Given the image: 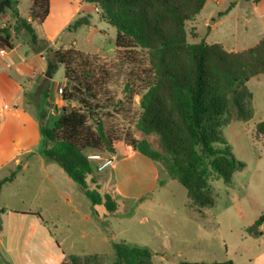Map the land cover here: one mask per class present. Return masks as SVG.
Listing matches in <instances>:
<instances>
[{
    "label": "rangeland",
    "instance_id": "1",
    "mask_svg": "<svg viewBox=\"0 0 264 264\" xmlns=\"http://www.w3.org/2000/svg\"><path fill=\"white\" fill-rule=\"evenodd\" d=\"M13 1L18 5L6 8L0 16V31L10 30L15 43L27 42L32 50L43 51L47 61L53 52L75 49L96 59V66L109 72L104 98L112 99L113 106L100 116L115 139V154H98L114 158L119 166L103 172L96 169L87 181L91 190L111 196L118 204V211L108 214L100 207V214L107 216V234L96 221L99 229L94 228L83 220V216L93 211L91 202L75 185L76 211L64 204L52 212L58 215L55 233L60 241L66 240L67 252L80 255L79 264H115L114 244L125 242L153 250L151 264L253 263L264 250V228L263 235L252 231L264 215V126L260 125L264 122V75L248 83L253 95V118L248 122L238 119L249 112L250 101L245 96L240 113L230 108L225 117L230 124L222 130L235 157L246 167L233 175L230 184L213 176V206L199 212L193 207L188 191L169 177L162 164L141 154L133 157L126 154L131 148L126 143L130 136L146 140L154 150L162 152L158 136H145L136 126L142 115L140 81L145 70L151 68L148 52L119 51L117 30L102 19L101 10L97 13L96 7L84 0H53L52 13L45 25L31 23V0ZM17 6L38 37L46 40L36 45L31 42L28 32L17 23ZM220 14L225 15L220 17ZM84 19L88 21L86 24ZM185 27L189 44H219L228 52L248 50L264 37V0L261 5L244 0H207L203 11ZM49 37L52 39L47 40ZM64 82L65 70L60 66L48 83L49 98L43 96L42 100L44 107L48 101H58L57 114L64 107L61 102ZM128 84L131 94L126 89ZM31 97L37 99V93ZM55 120L56 117L48 115L46 124L51 126ZM161 182L165 185L160 186ZM94 253L100 257L88 261V255Z\"/></svg>",
    "mask_w": 264,
    "mask_h": 264
},
{
    "label": "trees",
    "instance_id": "2",
    "mask_svg": "<svg viewBox=\"0 0 264 264\" xmlns=\"http://www.w3.org/2000/svg\"><path fill=\"white\" fill-rule=\"evenodd\" d=\"M3 1L0 0V4ZM84 1L101 10L102 19L117 30L119 51L130 54L140 49L150 56L151 68L145 70V77L140 81L143 84L140 93L142 115L136 126L145 136H158L162 152L154 150L148 141L131 136L126 138L127 145L162 164L169 177L188 191L196 210L200 212L213 206L211 178L217 176L218 180L230 184L233 175L246 167L235 157L222 130L230 124L225 119L230 108L240 113L245 96L250 101L249 112L238 119L248 122L254 116L253 95L248 83L264 75V37L255 47L242 52H228L219 44H189L185 24L203 11L207 0ZM14 4L18 2L9 0L10 8ZM16 15L17 23L28 32L31 42L40 44L42 41L31 23H45L50 15V0H32L31 23L19 18L18 12ZM87 22L84 19V23ZM11 37L10 30L0 31V50L13 49ZM55 54L46 74L52 78L60 66L64 67L65 86L61 93L64 107L51 126L41 118V154L48 163L59 165L77 187L84 190L93 207L94 220L107 234V216H102L98 209L103 207L106 213L115 214L118 204L111 196L91 190L87 179L97 168L88 159L90 153L115 154V139L100 116L113 106L112 99L104 98L109 72L98 68L96 59L75 49ZM126 89L133 93L130 84ZM260 125L264 126V122ZM13 177L14 173L2 183L11 182ZM5 212L0 210V213ZM263 224L264 215L255 225L261 227ZM114 250L115 264H151L154 256L150 248L125 242L115 243ZM86 259L95 261L97 257ZM80 262L79 257L72 256L63 264ZM179 264L235 263L182 261Z\"/></svg>",
    "mask_w": 264,
    "mask_h": 264
},
{
    "label": "crops",
    "instance_id": "3",
    "mask_svg": "<svg viewBox=\"0 0 264 264\" xmlns=\"http://www.w3.org/2000/svg\"><path fill=\"white\" fill-rule=\"evenodd\" d=\"M52 9L50 0V15ZM11 42L13 49L0 54V210H6L0 213V264H63L76 255L67 252L65 239H58V215L52 212L64 204L76 211L73 200L77 185L41 154V118L46 123L48 115H60L56 113L58 101H48L46 107L42 101L43 96L49 98L46 93L52 78L46 72L50 61L27 42L15 43L13 37ZM64 86L65 82L62 89ZM34 93L37 99L32 100ZM126 154L133 157L140 153L130 148ZM118 166L114 164L112 169ZM13 173L11 182L2 183ZM92 212L83 220L99 229ZM263 228L264 224L258 230L261 235ZM252 262L264 264V250Z\"/></svg>",
    "mask_w": 264,
    "mask_h": 264
},
{
    "label": "built area",
    "instance_id": "4",
    "mask_svg": "<svg viewBox=\"0 0 264 264\" xmlns=\"http://www.w3.org/2000/svg\"><path fill=\"white\" fill-rule=\"evenodd\" d=\"M96 12L99 13L100 10L96 8ZM0 54H4V50H0ZM88 159L94 163H96L97 166V171L98 172H103L108 168H111L115 164V159L114 158H103L101 154L98 153H92L88 155Z\"/></svg>",
    "mask_w": 264,
    "mask_h": 264
},
{
    "label": "water",
    "instance_id": "5",
    "mask_svg": "<svg viewBox=\"0 0 264 264\" xmlns=\"http://www.w3.org/2000/svg\"><path fill=\"white\" fill-rule=\"evenodd\" d=\"M9 7H10L9 0L3 1L0 4V16L4 13L5 9L6 8H9ZM71 29H73V28H71ZM74 29H76V28H74ZM55 55H56L55 52H53V53L50 54V56H49V61L50 62H53ZM79 190H80V192H82L83 194H85V192H84L83 189L80 188ZM258 230H259V227L258 226H255V230L252 229V231H254V232H258Z\"/></svg>",
    "mask_w": 264,
    "mask_h": 264
}]
</instances>
